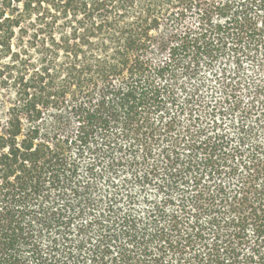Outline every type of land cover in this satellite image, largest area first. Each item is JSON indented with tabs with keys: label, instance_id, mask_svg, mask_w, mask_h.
<instances>
[{
	"label": "trees",
	"instance_id": "trees-1",
	"mask_svg": "<svg viewBox=\"0 0 264 264\" xmlns=\"http://www.w3.org/2000/svg\"><path fill=\"white\" fill-rule=\"evenodd\" d=\"M0 264H264V0H1Z\"/></svg>",
	"mask_w": 264,
	"mask_h": 264
},
{
	"label": "rangeland",
	"instance_id": "rangeland-1",
	"mask_svg": "<svg viewBox=\"0 0 264 264\" xmlns=\"http://www.w3.org/2000/svg\"><path fill=\"white\" fill-rule=\"evenodd\" d=\"M0 2H1V0H0ZM2 99H4V97L2 96V93L0 91V102L2 101Z\"/></svg>",
	"mask_w": 264,
	"mask_h": 264
}]
</instances>
